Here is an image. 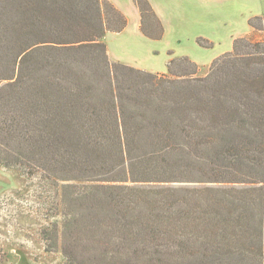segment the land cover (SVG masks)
Instances as JSON below:
<instances>
[{
	"label": "trees",
	"instance_id": "obj_1",
	"mask_svg": "<svg viewBox=\"0 0 264 264\" xmlns=\"http://www.w3.org/2000/svg\"><path fill=\"white\" fill-rule=\"evenodd\" d=\"M126 24L108 0H0V165L55 188L45 249L66 264H263L264 40L235 37L205 76L186 56L153 73L109 60L103 37ZM184 181L261 185L204 199L167 184Z\"/></svg>",
	"mask_w": 264,
	"mask_h": 264
},
{
	"label": "rangeland",
	"instance_id": "obj_2",
	"mask_svg": "<svg viewBox=\"0 0 264 264\" xmlns=\"http://www.w3.org/2000/svg\"><path fill=\"white\" fill-rule=\"evenodd\" d=\"M182 6L183 13L177 20L166 21L165 26L161 22L163 34L160 39L149 38L155 51L151 58L155 59L156 64L167 58L170 53L174 54V57L186 56L197 66L194 77H201L208 73L215 58L232 50L235 37L247 35L253 40H264V31L247 33L248 18L255 15L264 16V0H212V2L183 0ZM130 38L136 43L135 53L138 55L143 49L147 50V47H150L144 42L137 44L133 37ZM197 38L207 40L210 45H200ZM87 65L88 72H93L96 68L95 65ZM167 184L200 189L202 193L199 195L201 194L204 199L207 196L216 198L225 192L241 196L239 194L241 190L261 185L187 181ZM57 200L52 184L44 182L38 176H28L18 168H5L0 165V264H66L60 251L45 249L41 238L42 228L48 227L57 217L60 219L55 209ZM213 206H217L214 200ZM259 217L258 213L257 215L251 213L250 217L245 219L249 220V225L255 226L259 223ZM215 222L216 218H213L214 228L221 225ZM232 223L231 220L226 225ZM243 228L248 229V224L243 225ZM254 232L253 230L242 232L237 242L243 244L257 240L259 236L256 237ZM261 238L264 243V229ZM250 256L251 254L248 258ZM243 261L245 260H240V263Z\"/></svg>",
	"mask_w": 264,
	"mask_h": 264
},
{
	"label": "crops",
	"instance_id": "obj_3",
	"mask_svg": "<svg viewBox=\"0 0 264 264\" xmlns=\"http://www.w3.org/2000/svg\"><path fill=\"white\" fill-rule=\"evenodd\" d=\"M115 6L127 19L126 26L119 32L107 31L103 37L106 45L108 58L110 61L121 62L126 65L137 67L144 70L153 72H166L167 62L173 58L174 54L170 53L167 58L160 60L157 64L154 63L155 59L151 55L153 44L150 43L149 37L147 38L140 30V12L133 0H108ZM183 0H148L154 13L159 18L160 22L165 24L172 19L175 21L183 13ZM191 2H212V0H189ZM167 21V22H166ZM249 27V26H248ZM252 32L250 27L248 34ZM261 32V31H259ZM133 37L137 44L144 42L148 44L147 50H142L138 55L135 53L137 50L136 43L130 38ZM167 36V35H166ZM129 37V38H128ZM263 37V35H259ZM141 42V43H140ZM148 59V61H147Z\"/></svg>",
	"mask_w": 264,
	"mask_h": 264
}]
</instances>
